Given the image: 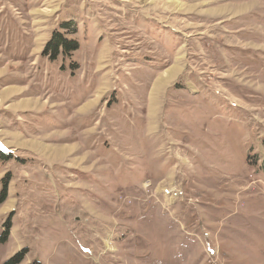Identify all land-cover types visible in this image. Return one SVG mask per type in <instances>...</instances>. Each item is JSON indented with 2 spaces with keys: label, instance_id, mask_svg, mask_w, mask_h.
<instances>
[{
  "label": "rangeland",
  "instance_id": "obj_1",
  "mask_svg": "<svg viewBox=\"0 0 264 264\" xmlns=\"http://www.w3.org/2000/svg\"><path fill=\"white\" fill-rule=\"evenodd\" d=\"M1 70L0 264H264V0H0Z\"/></svg>",
  "mask_w": 264,
  "mask_h": 264
},
{
  "label": "trees",
  "instance_id": "obj_2",
  "mask_svg": "<svg viewBox=\"0 0 264 264\" xmlns=\"http://www.w3.org/2000/svg\"><path fill=\"white\" fill-rule=\"evenodd\" d=\"M70 22L63 24V27L66 28ZM79 48V42L75 39H69L64 33L60 31H55L48 41L44 54L50 59L55 60L61 54H71L73 51H76ZM6 199V185L3 186L0 192V204ZM5 235H7V230L10 228V225L6 222L5 224ZM27 249H24L23 252H17L7 261L5 264H20L23 260L24 255H26ZM29 264H40L37 261H34Z\"/></svg>",
  "mask_w": 264,
  "mask_h": 264
},
{
  "label": "bare ground",
  "instance_id": "obj_3",
  "mask_svg": "<svg viewBox=\"0 0 264 264\" xmlns=\"http://www.w3.org/2000/svg\"><path fill=\"white\" fill-rule=\"evenodd\" d=\"M172 2V1H171ZM202 2V1H201ZM165 3V2H164ZM196 4V6H197V3H195ZM182 5H183V3H182ZM194 5V4H193ZM192 5V6H193ZM201 5V4H200ZM185 7H186V5H184ZM202 6V5H201ZM178 7V6H177ZM188 7H190V6H188ZM198 8V7H197ZM51 12V11H50ZM177 69V68H176ZM176 69L175 68H173L172 67V69H169V71L168 72H166L165 74H163V75H161L158 79H157V81H156V83H155V86H154V90H153V93L154 92H156L157 93V90H158V87H160V85H162L163 83H165L166 81H168L172 76H173V74H174V72L176 71ZM5 69H3V71H4ZM0 73H2V70L0 71ZM8 90L9 89H6V90H4L2 93L0 92V95H2V97H4L5 95H7L6 93L8 92ZM9 93V92H8ZM7 96H5V98H6ZM4 100V99H3ZM3 100H1L0 102L2 103L3 102ZM151 100H152V105L154 106V104H155V100H156V98H155V96H152L151 97ZM46 101V100H45ZM27 103H28V101H27ZM21 104V103H20ZM24 104H25V102H24ZM87 106V105H86ZM11 107V106H10ZM151 109V108H150ZM155 109V108H154ZM150 112V111H149ZM152 122V121H151ZM71 151V150H70ZM69 156V155H68ZM79 160V159H78Z\"/></svg>",
  "mask_w": 264,
  "mask_h": 264
}]
</instances>
